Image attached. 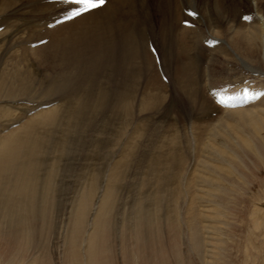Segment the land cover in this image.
I'll return each instance as SVG.
<instances>
[{
  "label": "bare ground",
  "instance_id": "6f19581e",
  "mask_svg": "<svg viewBox=\"0 0 264 264\" xmlns=\"http://www.w3.org/2000/svg\"><path fill=\"white\" fill-rule=\"evenodd\" d=\"M73 7L59 0H0V93L23 99L22 109L17 103L11 106L9 99L0 104V119L8 123L0 122V166L13 167L20 191L35 194L51 184L49 176L63 171V159L68 161L64 171L72 169L80 160L79 149L82 172H87L80 195L93 198L99 191L100 202L109 204L132 165L141 174L134 214L148 212L150 201L159 208L167 200L168 217L190 237L197 233L198 257L205 256L208 243L209 259L218 264L219 238L212 243V235L222 232L214 225L226 212L221 200L246 181L242 169L264 158V0H107L103 7L54 24ZM189 10L195 19L185 14ZM153 14L159 16L156 22ZM244 15L251 19L243 20ZM135 29L142 35L132 33ZM194 42L201 59L215 53L211 63L218 65L215 78L213 69L202 68L199 86L188 57ZM149 44L168 75L167 84L158 75ZM141 54L150 61L153 88L144 90L140 109L150 114L164 103L168 90L180 89L190 105V120L185 118L190 130L183 133L186 144L194 147L185 150L189 156L181 152L183 134L177 127L154 135L146 131L143 119L127 127L133 105L122 69L128 59L133 83L142 67ZM199 113H210L205 118L209 121L198 119ZM192 116L207 124L203 132ZM146 138L148 147L143 145ZM110 148L116 155L104 164ZM179 198L181 211L176 208Z\"/></svg>",
  "mask_w": 264,
  "mask_h": 264
},
{
  "label": "rangeland",
  "instance_id": "374dc122",
  "mask_svg": "<svg viewBox=\"0 0 264 264\" xmlns=\"http://www.w3.org/2000/svg\"><path fill=\"white\" fill-rule=\"evenodd\" d=\"M152 17L155 22L159 19L158 15L153 14ZM134 31L136 36L148 31L152 38L151 32L147 29L143 28L142 33L139 29L133 30L132 33ZM173 31V35L177 34L175 28H173ZM156 32L157 30H155ZM175 43L178 42L175 40ZM193 44L192 55L189 54L188 57H192L190 60L193 64V76L199 86V84L202 85V68L209 72L213 69L215 78L218 65L211 63L215 53H208L210 59L208 57V59H205V57L201 59L196 45L197 42ZM142 55L140 60L143 58L141 61L143 68L141 67L139 70V75L134 74V77H132L133 83H131L130 76L131 73L133 75L135 72L130 71L129 60H124L125 64L129 63L126 66L124 63L121 64L122 66L124 64L122 73L126 75L129 79L128 82L131 83L126 85L129 90L126 92H130V103L131 106L133 105L130 107L129 112L133 118L131 117V125L127 126L128 129L130 127L132 129V125L143 119L144 121L140 120V122H146L144 128L147 132H152V135L161 132L166 133L165 130L168 131V134L174 127H177L181 134L187 133L189 123L185 120L189 119L187 113L190 112V105L186 102V97L180 89L168 90L165 94L164 103L159 107H155L152 112L150 111V114L141 111L139 101L142 94L148 88H153V86H150L152 84L150 79H153L150 72V61ZM146 60L149 62L146 63ZM219 60L222 61V58L220 57ZM126 69L130 73H125ZM143 74H146L144 78L148 81L143 79ZM92 85L94 86V82H92ZM141 88L142 90H140ZM227 90L225 89L226 93ZM133 95H136V99ZM17 96L20 95L14 93L11 95L9 100L13 103L10 102V105L14 106L17 103L20 105L19 108L22 109L23 99ZM31 97L37 98L34 95ZM132 98L135 99V103ZM9 100L7 98V101ZM18 100L21 102L18 103ZM198 105L200 106L201 103ZM13 110L15 109L13 108ZM140 111L142 115L139 113ZM198 112V110L195 111L194 115ZM6 115L8 116V114ZM200 115L203 118L195 117L205 121V123L209 121L207 117L210 118V113L206 117L204 114ZM211 116H213L211 117V120H213L214 115ZM192 117L196 122L200 121L194 116ZM205 118L207 119L205 120ZM0 122L8 124L2 119H0ZM202 125V121H200L201 128ZM204 125L206 127L207 124ZM183 126L185 131L180 130ZM14 127L15 125L6 127L4 131ZM91 127L94 129L93 124H91ZM204 129H201L202 132ZM182 136L181 143H185V146L180 145L181 152L186 155L187 151L185 150L191 147V149H188L189 151L194 147L191 142L186 144L184 134ZM147 139L149 138L143 140V145H147L146 147L149 143ZM198 148H196L197 151ZM78 150L77 157L80 160L74 163L72 169L64 171L68 161L63 159L61 162L63 171L59 172L56 177L54 175L49 176L52 181L46 187L48 191H46L47 189L43 191L40 187L35 194L20 191V180L17 171L15 172L13 167L0 166V264H201L202 262V264H205L206 261L207 264H212L213 261L209 259L210 253L208 252L210 248L207 243L210 241L207 240L208 234H201L205 236V238H202L204 241L206 239L205 242L207 243L203 250L205 258H201V255L198 257L195 246L198 238L197 233L193 231L192 237H190V235L183 232L177 220L168 217L166 211L168 209L167 200L163 201L159 208L156 207L154 202L150 201L151 205L148 212L142 213V215L141 213L139 215L134 214V208L132 207H134L139 193L141 174L140 172L138 175L134 173L132 165L126 167L124 181L117 186V192L112 203L102 204L99 200V191L96 192L97 194L93 198L81 196L84 194L80 193V190L84 188L87 172L86 170L82 172V152ZM110 150L105 151L104 164H108L113 155H116V153L113 154L114 151ZM187 154L190 155L189 152ZM254 162L255 164L249 169L241 170L246 181L238 183L237 188L228 192L229 194L227 193L221 200V204L225 208L224 212H226L224 216L216 218L217 221L214 225L217 229L220 228L217 232L220 230L222 232H218L219 236L218 234H211L214 238L212 243L216 242L215 244L220 246V261L218 264H264V158L261 160L255 159ZM76 171L78 172L76 173ZM51 185L54 187L53 190ZM77 185L81 186L78 187ZM176 203V208L178 207L177 209L180 211L183 210L182 198H179ZM216 238H219L218 242L215 241Z\"/></svg>",
  "mask_w": 264,
  "mask_h": 264
},
{
  "label": "snow or ice",
  "instance_id": "6c2138e0",
  "mask_svg": "<svg viewBox=\"0 0 264 264\" xmlns=\"http://www.w3.org/2000/svg\"><path fill=\"white\" fill-rule=\"evenodd\" d=\"M59 2L75 6L71 8L64 16V20H71L80 17L84 13H88L92 10L103 7L107 0H59ZM245 19H251V17H246ZM59 22L61 21H58V23ZM209 43H215V41H209Z\"/></svg>",
  "mask_w": 264,
  "mask_h": 264
},
{
  "label": "crops",
  "instance_id": "0c3cea01",
  "mask_svg": "<svg viewBox=\"0 0 264 264\" xmlns=\"http://www.w3.org/2000/svg\"><path fill=\"white\" fill-rule=\"evenodd\" d=\"M4 93V91L2 92V93H0V100H2V102H0V103H3V102H5L4 100H7V98L5 97V94H3ZM11 96H9V98H10ZM4 98H6V99H4ZM8 98V99H9ZM11 101V100H10ZM10 101H7V102H10ZM3 124H5V123H3ZM0 128H2L1 126H0Z\"/></svg>",
  "mask_w": 264,
  "mask_h": 264
}]
</instances>
